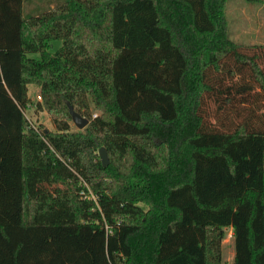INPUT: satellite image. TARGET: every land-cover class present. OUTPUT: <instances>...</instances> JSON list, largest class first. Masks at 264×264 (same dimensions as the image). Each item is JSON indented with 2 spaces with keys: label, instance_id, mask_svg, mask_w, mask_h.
Segmentation results:
<instances>
[{
  "label": "trees",
  "instance_id": "16d2710c",
  "mask_svg": "<svg viewBox=\"0 0 264 264\" xmlns=\"http://www.w3.org/2000/svg\"><path fill=\"white\" fill-rule=\"evenodd\" d=\"M226 1L0 0V264H224L228 227L264 264V43Z\"/></svg>",
  "mask_w": 264,
  "mask_h": 264
},
{
  "label": "rangeland",
  "instance_id": "374dc122",
  "mask_svg": "<svg viewBox=\"0 0 264 264\" xmlns=\"http://www.w3.org/2000/svg\"><path fill=\"white\" fill-rule=\"evenodd\" d=\"M225 15L227 29L234 40L249 44L264 43V0H227ZM61 44V41L58 40L54 42L55 48H58ZM33 55L35 54L30 53V56ZM28 88L30 104L25 111L27 117L36 125L54 130L55 124L51 118V114L45 108L39 106L41 99L39 94L40 87L36 84H30ZM89 100L91 112L93 116H96L99 111L92 103L91 98ZM71 125L73 130H80L73 121H71ZM41 187L56 191L60 186L53 182H47L42 183ZM232 232V228L228 227L226 238L223 242L224 264H233L234 255L232 251L235 253V243L234 237L231 234Z\"/></svg>",
  "mask_w": 264,
  "mask_h": 264
},
{
  "label": "water",
  "instance_id": "95a60500",
  "mask_svg": "<svg viewBox=\"0 0 264 264\" xmlns=\"http://www.w3.org/2000/svg\"><path fill=\"white\" fill-rule=\"evenodd\" d=\"M68 106H69V109H70V113H71V116H72V121L73 123L80 129L82 130L83 128H85L88 123H89V119L82 115L81 113L77 112L73 105L68 101L67 102ZM99 155H100V159L103 163L104 166H107L108 163H109V157H108V153H107V150H106V147L105 146H101L99 148Z\"/></svg>",
  "mask_w": 264,
  "mask_h": 264
},
{
  "label": "crops",
  "instance_id": "0c3cea01",
  "mask_svg": "<svg viewBox=\"0 0 264 264\" xmlns=\"http://www.w3.org/2000/svg\"><path fill=\"white\" fill-rule=\"evenodd\" d=\"M231 234H232V236H233V232H232ZM232 253H233V255L235 254L233 251H232Z\"/></svg>",
  "mask_w": 264,
  "mask_h": 264
}]
</instances>
